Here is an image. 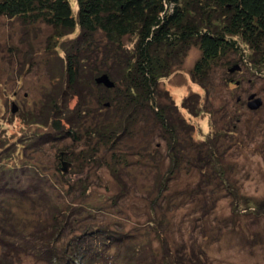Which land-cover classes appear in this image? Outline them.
Instances as JSON below:
<instances>
[{
    "label": "rangeland",
    "instance_id": "374dc122",
    "mask_svg": "<svg viewBox=\"0 0 264 264\" xmlns=\"http://www.w3.org/2000/svg\"><path fill=\"white\" fill-rule=\"evenodd\" d=\"M51 34L43 23L0 16V264H51L46 251L72 238L88 256L95 241L108 247L78 264H264V67L246 62L253 51L242 45L246 55L229 52L201 79V51L191 45L161 78L157 97L183 131L171 172L159 123L141 114L122 126L127 112L107 107L102 61L85 64L67 88L64 52L78 31ZM123 41L132 47L135 38ZM114 117L115 131L127 132L96 142L94 123ZM201 142L214 145L223 169H200L210 157L197 153ZM146 144L150 166L141 168L137 149Z\"/></svg>",
    "mask_w": 264,
    "mask_h": 264
},
{
    "label": "trees",
    "instance_id": "16d2710c",
    "mask_svg": "<svg viewBox=\"0 0 264 264\" xmlns=\"http://www.w3.org/2000/svg\"><path fill=\"white\" fill-rule=\"evenodd\" d=\"M75 2L76 11L73 10L70 0H0V16L18 18L26 24L43 23L55 32L50 36L52 39L53 37L59 39L78 31L64 52L68 75L67 88H76L78 81L76 75L85 64L86 66L89 64L90 67L94 61L100 63L102 61L106 70L103 69L114 81V86L107 88L113 92L112 100H108L107 107L113 111L127 112L122 126L128 125L130 121L134 123L138 119L136 116L141 114L149 115L155 120V124L159 123L163 137L168 140V154L172 159L171 172L181 162L177 160L183 153L180 147L184 142L179 135L183 131L176 128L180 127L178 119L172 116L170 106L161 103L157 97V89L161 78L169 74L174 59L191 45H198L201 55L194 72L198 78L204 79L208 70L229 52L246 55V50L242 48L244 45L253 51L246 62L254 67H264V0H75ZM127 36L135 38L132 47H127L123 41ZM198 78L195 79L199 80ZM54 101L52 103L54 112H60ZM182 105L186 107L185 103ZM187 108L192 110V107ZM71 118L67 116L65 119L71 121ZM117 121V118L105 122L97 120L93 128L96 135H100L93 137L89 133L91 139L93 137L98 142L102 140L100 137L103 138L106 134L108 139L114 137V141L119 140L120 134L127 132V128H123L121 133L115 131ZM75 122L77 123L76 120ZM59 124L60 119L54 120V128H60ZM190 146L192 144L187 138L186 147ZM210 147L213 148L214 145H207L206 142L195 145L197 153L204 151L210 156L207 161L205 158L203 160L200 157L196 158L200 159L198 161L200 169L205 170L206 166L207 169L209 166L213 169H223V165L217 159L211 158L213 150ZM137 150L139 156L137 163L141 168L150 166L147 161L150 153L149 144ZM219 174L221 178L222 172ZM161 190L159 187L158 195H161ZM58 232L61 233V228ZM105 235L107 234L102 232L100 237ZM123 237L117 233L113 240L120 241ZM81 239L72 238L60 251L52 247L46 251L44 257L49 258V261L51 259V264H76L87 257L101 258V251L104 252V249L108 248L99 247V240L95 241L87 246L88 249H95L88 256L86 248L81 249L83 246L79 242ZM108 242L112 243L107 239L106 243ZM90 263L92 262L89 261L88 264Z\"/></svg>",
    "mask_w": 264,
    "mask_h": 264
},
{
    "label": "water",
    "instance_id": "95a60500",
    "mask_svg": "<svg viewBox=\"0 0 264 264\" xmlns=\"http://www.w3.org/2000/svg\"><path fill=\"white\" fill-rule=\"evenodd\" d=\"M97 82L100 84H103L106 88H111L114 86V81L109 79V76L107 74H102L98 79ZM261 104V100L258 99L252 103H250V108H255ZM16 109L15 105H13L12 111L14 112Z\"/></svg>",
    "mask_w": 264,
    "mask_h": 264
}]
</instances>
